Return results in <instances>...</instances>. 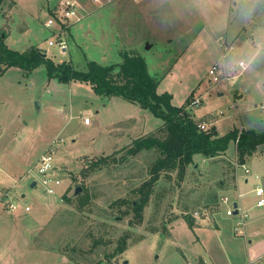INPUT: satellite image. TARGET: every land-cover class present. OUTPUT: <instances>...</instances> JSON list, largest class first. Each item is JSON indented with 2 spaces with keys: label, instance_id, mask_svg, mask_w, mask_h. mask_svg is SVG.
<instances>
[{
  "label": "rangeland",
  "instance_id": "obj_1",
  "mask_svg": "<svg viewBox=\"0 0 264 264\" xmlns=\"http://www.w3.org/2000/svg\"><path fill=\"white\" fill-rule=\"evenodd\" d=\"M60 1L3 0L0 30L6 33V46L20 52L41 49L53 62L69 63L78 71H85L90 60L100 65L118 64L122 53L138 54L159 81L158 92L172 95V104L185 105L189 96L188 103L202 94L200 104L186 105V110L194 120L205 119L206 129L213 126L217 136L242 128L264 131V49L253 56L257 47L250 34L232 43L242 28L254 29L259 24L264 32V0H152L149 4L116 0L103 7L80 0L87 3L83 11L74 0L80 19L65 24L64 51L57 36L44 26ZM256 29V33L260 31ZM220 34L234 44L224 58L218 44ZM239 61L245 64L242 71ZM216 62L228 75L239 74L234 83L225 79L212 86L208 83L206 73ZM84 117L90 124L84 123ZM160 124L149 110L121 97L96 95L85 82L48 79L44 64L31 71L11 67L0 75V184L3 177H9L8 170L16 168L9 183H17L31 204L22 217L27 230L23 232L34 242L31 250L20 254V264H93L98 260L111 264H193L191 260L203 251L196 237L201 239L214 227L208 216L203 219L201 215L205 202L218 190V197L221 195L216 188L221 180L228 183L234 177L244 194V210L248 208L255 201L251 190L256 184L264 185V146L257 148L244 166L236 162L233 140L221 157L195 154L197 167L195 161L189 164L182 179L176 172L170 179L161 175L140 221L131 209L125 215L108 211L109 202L116 198H135L131 189L148 177L155 156L142 151L120 160L123 150L134 137ZM129 133L133 137H127ZM117 147L115 161L85 174L87 161L109 155ZM49 148L53 173L60 179L54 194L44 192L37 173L39 157ZM33 181L36 185L31 188ZM79 184L88 190L91 201L74 216L70 215L76 211L74 206L61 197L74 196ZM10 185L5 183L7 188ZM228 191L229 197L235 195L234 189ZM207 206L213 209V205ZM226 209L219 200L214 220L244 241L243 234L233 228L240 216H228ZM246 211L249 220L254 214ZM194 212L199 217H194L193 224L186 216ZM66 236L65 244L71 247L67 251L62 248ZM122 236L128 237V247L112 257ZM96 238L100 243L90 249ZM20 242L17 248L23 252Z\"/></svg>",
  "mask_w": 264,
  "mask_h": 264
},
{
  "label": "trees",
  "instance_id": "obj_2",
  "mask_svg": "<svg viewBox=\"0 0 264 264\" xmlns=\"http://www.w3.org/2000/svg\"><path fill=\"white\" fill-rule=\"evenodd\" d=\"M2 1L0 0V6ZM5 37L6 33L0 30V75L11 67L31 71L44 64L48 79L60 83L85 82L96 95L121 97L149 110L161 120V124L153 131L133 138L123 150L120 160H126L131 155H137L142 151L153 152L155 156L148 167V177L131 189L135 198H116L109 202L108 211H117V213L125 215L129 214L131 209L135 213L136 220L140 221L142 210L148 203L153 187L161 175L170 179L171 175L176 172L177 176L182 179L187 166L193 162L195 154H201L205 158L221 156L225 153L228 143L233 140L236 148V161L239 164H244L257 148L264 146V131L256 132L252 129L242 128L239 131L232 130L223 136H217L213 126L207 129L198 128L197 123L186 110L190 96L186 99L185 105L176 106L171 102V94L168 92L157 93L159 81L148 72L144 59L138 54L124 52L122 53L123 60L118 64L100 65L90 60L87 61L85 71H78L69 63L53 62L50 58L42 55L41 49L35 47L22 52L10 49L4 42ZM118 153L117 150L109 155L87 161L85 166L89 169L85 174L102 168V165L108 164L112 159L115 161ZM77 186L82 190L78 195L63 194L61 197L65 203L74 206L76 211L70 213L74 216H78L77 213L84 211L86 205L91 201L85 186L83 184ZM73 199H75L74 203ZM186 217L191 222L193 221V218ZM64 239L62 248L67 251L71 247L69 248L65 244L67 236ZM127 239V236L121 237L112 257L127 249ZM100 241L99 238H96L90 249H93ZM93 264H111V262L98 260Z\"/></svg>",
  "mask_w": 264,
  "mask_h": 264
},
{
  "label": "crops",
  "instance_id": "obj_3",
  "mask_svg": "<svg viewBox=\"0 0 264 264\" xmlns=\"http://www.w3.org/2000/svg\"><path fill=\"white\" fill-rule=\"evenodd\" d=\"M90 1H92V0H90ZM113 1H116V0H110V2L105 4L104 6L109 5L110 3H113ZM143 1H145L146 4H149V2L152 0H142L139 2H143ZM77 2L79 5V8L82 7L81 10L83 11L84 7H85V5H87V3L85 4L83 1H80V0H77ZM95 6L96 7H103V6H98L96 4H95ZM72 24H74V23H72ZM72 24H70V25H72ZM255 27L256 28L259 27L260 31H257V33H256L255 32L257 30L256 28L252 29L251 27H249V28L245 27V28H242V30L236 36H234L232 38L233 39L232 43H234L236 40L242 41V40H244V38L249 37L247 34H250V36L253 35V39L255 38L253 41L254 47H257L256 52L253 55L254 57L256 55H258L259 53H261L262 49H264V32H261V27L259 24H258V26L255 25ZM187 29L189 32L191 30V27H189ZM226 33L227 32H224V33H222V35L226 34ZM254 33H256V37H255ZM222 35L220 34V35H218V37L223 38ZM240 36H241V38L243 36L244 37L242 39H240ZM212 37L214 39L217 38V36H212ZM194 41H195V37L193 38V40L189 41L187 46L191 45V43H193ZM226 43H228V42H226ZM232 45H234V44H232ZM45 56H46V53H45ZM214 64H219V63L216 62ZM221 68H222V72L226 73L222 65H221ZM232 83H234V82H232ZM232 83H230V84H232ZM210 85L212 86V84H210ZM158 88H159V85L157 86V93H160V92H158ZM161 93H163V92H161ZM197 96H199L201 98L202 94L200 93ZM171 102H172V100H171ZM134 121L136 122L135 118L133 119V123H134ZM194 121L197 124L203 123V124H205V126L208 125V122L205 119H198V120H194ZM141 133L143 134V132H141ZM146 133H148V132H146ZM127 137L130 138L133 136H131V134L129 133V134H127ZM125 144H127V143H124V145ZM117 150H118V147L114 151H117ZM221 156H217V157H221ZM193 161H195L194 158H193ZM202 161L203 160H201V162ZM195 163L197 164L196 161H195ZM242 165L244 166V164H241V166ZM16 173H17L16 168L13 170L12 169L8 170L7 175L9 177H3L2 185L0 184L2 187L1 186L0 187L2 189L5 188L6 187L5 183H8V185H10L8 178H10L11 176H15ZM248 173H249V170H248ZM256 178H258V176H256ZM244 181H245V183H247L248 179L245 178ZM31 184H32V182L30 183V187L32 188ZM35 185H36V182H35ZM257 185H261V184H256L255 186H257ZM10 186H12V185H10ZM261 186L264 187V185H261ZM216 188L220 189L221 195L218 197L219 190H218V192H214V194H212L211 199H209L210 201L207 200L205 202V204H204L205 208L203 210L204 212L201 213V215L204 216L203 219L206 216H208L211 219V221L214 224L213 230L209 229V232L207 234L203 235V237L201 239L199 238V236L196 237V241H198L199 244L202 246L203 251L202 252L200 251V254H198L197 257L191 261L193 262V264H262V262H264V206L257 207L255 205L258 198L255 197V195L253 193L254 188L251 190V195L253 198H255V201H253V203L251 205H249V207L246 208L245 210H244L245 204L242 203V201H241L244 198V194H243V192H241L239 190L237 179H235L234 177L229 178L228 183L225 182L224 180H221L218 183V186ZM230 189H234V191H235L234 196L229 197L227 195L226 192H229L228 190H230ZM16 190H17L16 191L17 194L20 193L22 196L25 195L24 193L19 191L18 188ZM217 197H218V199H217ZM223 197H228L232 205L234 203L237 204L236 205V210H237L236 214H238L239 216H240V214H239L240 212L245 214L244 218H243L244 225H243V233H242L243 234L242 237L245 238L244 241L242 239H240V236L238 237V235H234V237L231 236L226 230L223 229V227H220L219 223L216 220H214L215 218L213 215V210L217 207L219 200L221 203H223L221 201V199ZM207 204L213 205V207H212L213 209L210 208L211 206H207ZM246 210L253 212V214H254L252 216V218H250L249 220H247V211ZM24 214L25 213H22V212H20V213H13L12 212L11 213V212H5L3 210H0V264H20L21 259H22L20 254L24 255V253H26V251L31 248L32 242H34V239H32V241H31L29 236H26L27 234L25 232H23V231H27L24 229L26 224L24 223V221L22 219V217H24ZM194 217H199V216L198 215L193 216V214L191 215V218H193V221H192L193 224L195 223ZM234 218H236V217H234ZM239 220H240V217L236 218L235 224ZM235 224H234V226H235ZM234 226H233V228H234ZM155 235H157V234H155ZM163 238H165V237H163ZM20 241H22V242H20ZM19 242L23 245L22 246L23 252L19 251L17 248L18 247L17 244ZM196 253H197V250H196ZM190 264H191V262H190Z\"/></svg>",
  "mask_w": 264,
  "mask_h": 264
},
{
  "label": "built area",
  "instance_id": "obj_4",
  "mask_svg": "<svg viewBox=\"0 0 264 264\" xmlns=\"http://www.w3.org/2000/svg\"><path fill=\"white\" fill-rule=\"evenodd\" d=\"M134 2H139L142 0H132ZM96 5L98 6H104L105 4L109 3L110 0H92ZM76 2L74 0H61L58 7L55 8V15L49 18L44 26L51 29V33L53 35H56L58 38L59 46L62 50L66 48V41L64 38L65 35V24L68 22L72 24L75 21H78L80 19V16L78 15V9L76 8ZM49 44L52 45L53 42L49 41ZM219 47L222 50V57L224 58L227 51L234 48L233 45L227 44L222 37L218 40ZM239 70L242 71L245 69V64L243 61L238 62ZM239 74L234 75H228L227 73L222 72V68L220 64H213L209 67L206 76L208 77V83L210 84H216L222 79H225L228 81V83H232L236 80L237 76ZM201 102V98L199 96L194 97L189 102V105H199ZM83 121L85 124H89L90 120L88 117H84ZM198 128L200 129H206L205 124L198 123ZM52 153L51 148L44 151L38 160L37 164V173L40 176L39 183L43 187L44 192L46 194H54L55 187L60 184V179L54 175L53 173V165H52ZM243 166V165H242ZM244 171L248 173V169L245 168ZM21 179V178H20ZM18 188L17 183L14 182L12 187L10 188H1L0 187V210H3L5 212H13V213H27L31 209L30 202L25 199V195L17 194V192L14 190L15 188ZM253 193L255 197L258 198L256 201V206H264V187L261 185H257L253 189ZM221 201L226 204L228 207L226 209V215L232 216L235 215V208L231 204L228 197H223ZM240 220L235 224L234 231L238 234L243 233V225H244V213L240 212ZM198 213L194 212L193 216H197Z\"/></svg>",
  "mask_w": 264,
  "mask_h": 264
},
{
  "label": "water",
  "instance_id": "obj_5",
  "mask_svg": "<svg viewBox=\"0 0 264 264\" xmlns=\"http://www.w3.org/2000/svg\"><path fill=\"white\" fill-rule=\"evenodd\" d=\"M147 48L149 47V46H146ZM42 53V55L43 56H45V52L43 51V52H41ZM39 105V104H38ZM195 168L197 167V164L194 166ZM35 185V181L34 182H32V184H31V186L33 187ZM80 191V187L79 186H77L75 189H74V194H77L78 192ZM236 203H234L233 204V207L235 208V213L237 212V210H236ZM190 218H191V216H190Z\"/></svg>",
  "mask_w": 264,
  "mask_h": 264
}]
</instances>
